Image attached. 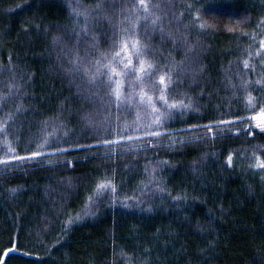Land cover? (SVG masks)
I'll use <instances>...</instances> for the list:
<instances>
[{
	"label": "trees",
	"instance_id": "trees-1",
	"mask_svg": "<svg viewBox=\"0 0 264 264\" xmlns=\"http://www.w3.org/2000/svg\"><path fill=\"white\" fill-rule=\"evenodd\" d=\"M97 2L72 0L89 9ZM134 2L116 0L117 9H107L112 24L122 19L119 8ZM68 3L0 0V121L23 104L10 131H22L24 140L39 133L45 118L58 113L69 129L75 128L69 140L83 128L77 126L74 111L81 107L74 99L77 88L63 58L57 56L58 47L72 49L76 37L67 36L59 46L52 43L63 29L72 31L75 17L69 18ZM149 3L160 5L153 10L162 18L164 33L159 26L153 32L141 22L144 43L169 64L183 60L185 48L191 45L188 58L195 63L189 67L202 66L199 73L183 76L174 89L175 99L192 96L193 107L166 123L170 132L158 144L127 155L106 156L108 148L84 147L69 150L66 156H45L34 164H12L13 171L0 165V252L10 239H18L22 250L12 251L6 264H259L264 260V170L252 166L256 156L264 159V131L244 128L247 120L215 130V137L205 136L203 128L183 130L188 124L247 114L242 109L244 93L228 86L229 77L235 84L241 78L253 82L264 78V55L258 53L264 36V0ZM200 23L208 26L201 28ZM108 27L100 17L94 30ZM100 44L107 47L103 40ZM245 59L254 67L244 70ZM248 91L256 95L260 86L253 83ZM5 92L11 98L5 100ZM116 115L113 111V119ZM134 119L135 113L127 112L120 122ZM233 127L241 131L232 132ZM10 139L16 147L15 138ZM5 151L0 137V156ZM48 160L74 162L49 166ZM152 175L156 179L148 184ZM101 179L113 181L117 201L112 202L110 189H105L109 195L89 205L88 196ZM157 184L165 189L163 193ZM133 195L137 199L126 206L123 198ZM89 209L94 214L85 216ZM77 214L80 220L75 219Z\"/></svg>",
	"mask_w": 264,
	"mask_h": 264
},
{
	"label": "snow or ice",
	"instance_id": "snow-or-ice-1",
	"mask_svg": "<svg viewBox=\"0 0 264 264\" xmlns=\"http://www.w3.org/2000/svg\"><path fill=\"white\" fill-rule=\"evenodd\" d=\"M28 2L29 0H25L26 4ZM159 7L158 3L151 4L149 0H135L127 7L119 8L122 19L112 24V17L108 15L107 9H117L116 0H99L92 9L82 8L78 3L74 4L72 0H69V18L75 17L72 31L69 33L63 29L61 34L52 37V43L53 46H59L67 36L76 37L74 47L72 49L58 47L57 56L58 59L63 58L62 62L66 64L65 71L73 78L77 88V96L74 99L81 102V107L74 111L77 113V126L83 125V128L75 139L69 140L68 137L72 135L75 128L69 129L66 120L58 113L56 116L45 118L39 133H33L24 140L22 131H10L16 117L24 109L23 104H17L16 111L7 112L0 121V137L3 138L7 147V151L0 156V165L4 166V171H13L12 164L18 165L21 162L34 164L45 156H66L69 150L84 147L108 148L110 151L104 153L106 156L127 155L155 146L160 142V137L169 134L170 130L165 127L166 123L173 120L180 112L191 109L194 102L192 96L173 98L174 89L182 82L183 76L189 72L193 75L199 73L202 71V66L189 67L195 63L188 58L192 51L191 45L185 48L183 60L178 62L173 60L169 64L150 44L144 43L139 31L141 22L150 25L153 32L159 26L161 34L164 33L162 18L153 10ZM199 15L197 12V18ZM100 17H103L111 27L95 31V25ZM199 26L204 28L208 25L200 23ZM57 27L60 26L57 25ZM144 35H147V32ZM101 40L105 41L107 47L101 46ZM258 53L264 55V36L260 38ZM251 55L252 53H249V56ZM261 66L264 67V60L261 61ZM250 67L254 66L245 59L244 70ZM76 77L82 78V82L76 83ZM253 83L260 86V91L256 95L248 91ZM228 86L234 92L244 93L242 109L246 111V115L210 119L202 125L188 124L183 130L192 131L203 128L205 136L215 137L217 134L215 130H222L230 123L240 124L247 120L248 123L244 124V128L255 127L264 131V78L254 82L241 78L239 83L235 84L229 77ZM3 96L5 100L11 98L9 92H5ZM185 100L188 102L185 103ZM113 111L117 114L115 119L112 116ZM127 112H134L135 119L121 123V115ZM230 130L236 133L241 131L239 127H233ZM85 131L89 133L87 137L83 136ZM251 134L249 132V135ZM10 137L15 138L16 147L11 146L13 140ZM81 139L90 140L91 143L85 145L80 143ZM179 139L183 141L189 138L180 137ZM169 142L175 141L170 139ZM227 160L231 165L232 153H229ZM73 162L72 160L46 161L49 166L57 163L71 165ZM195 165L196 162L193 161V166ZM252 166L264 170V159L256 156V162ZM125 167L127 168L128 165ZM155 179V175H152L147 183L152 184ZM156 187L161 193L165 191L159 184ZM105 189H110L111 201L116 202L118 189L115 184L111 179H101L95 184L92 194L88 196L89 205L94 206L102 202L104 196L109 195V192L104 191ZM11 191L15 192L16 189L12 188ZM136 199L135 195L123 198L126 206H131ZM172 199L178 200L177 197ZM89 214L94 213H91L90 209L84 213L85 216ZM81 218L79 214L75 217L76 220ZM56 243H59V240ZM8 244L9 246L4 247L0 252V264H6V257L12 251H22L18 239H10ZM259 264H264V260H261Z\"/></svg>",
	"mask_w": 264,
	"mask_h": 264
}]
</instances>
